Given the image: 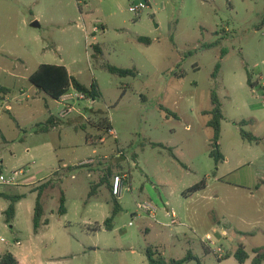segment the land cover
Segmentation results:
<instances>
[{
	"label": "rangeland",
	"instance_id": "rangeland-1",
	"mask_svg": "<svg viewBox=\"0 0 264 264\" xmlns=\"http://www.w3.org/2000/svg\"><path fill=\"white\" fill-rule=\"evenodd\" d=\"M40 64L95 81L99 98L70 89L72 98L52 99L28 80ZM0 85L11 90L9 111L0 99V168L23 172L0 185L23 195L10 223L0 196V256L28 237L55 264H148V247L165 264L189 252L183 264H240L239 245L251 264L264 248V0H0ZM212 91L223 114L217 142L204 114ZM104 118L108 133L96 126ZM117 175L120 198L110 190ZM202 179L205 189L186 196ZM41 185L48 224L36 235ZM144 202L153 215L137 209ZM222 228L226 239L213 234Z\"/></svg>",
	"mask_w": 264,
	"mask_h": 264
},
{
	"label": "trees",
	"instance_id": "trees-1",
	"mask_svg": "<svg viewBox=\"0 0 264 264\" xmlns=\"http://www.w3.org/2000/svg\"><path fill=\"white\" fill-rule=\"evenodd\" d=\"M138 41L143 43H149V39L139 37ZM95 50L100 51L97 46L94 47ZM110 73L123 76H134L136 71L134 69H121L110 65H104ZM219 65L216 67V71L218 70ZM215 76V75H214ZM29 82L39 91L44 92L47 96L51 97L54 100H60L64 95L69 93L70 89L77 91L78 93L82 94L84 98H90L92 100H96L99 98L100 93L98 90L97 83L94 81L89 87L82 84L78 81L74 76H72L68 69L63 65H54V64H40L38 68L29 76ZM248 83H250V79H248ZM0 91L3 93H7L10 90L1 87ZM211 101V109L206 111L204 114L210 115V119L207 122V125L213 130V139L215 142L218 141L220 135V128H221V121L223 119V114L221 111L220 101L215 91L211 92L210 95ZM55 123V117L51 116L47 120V122L39 128V131L45 130L48 131L49 127H53ZM97 127L105 130L107 133L111 130V126L107 119H100L99 122L96 124ZM241 135L243 138L248 140H255V138L244 131L241 130ZM87 139L92 142V137L87 135ZM97 139L102 141V137L98 136ZM154 146H157L154 144ZM210 157L213 158L215 164L217 165L220 161H222L223 155L220 153L218 149H214L210 152ZM109 173V170H107ZM44 185L39 186L36 191L37 199L34 207V215H33V228L36 232L39 226L42 224V216H43V208L41 204V195L42 189ZM206 183L205 179H202L199 183L190 187L186 193V196H189L192 193H196L205 189ZM110 190L112 192V184L110 186ZM0 196H4L6 199L10 201L7 209L4 211L5 215V222L10 223L15 214V203L23 198V195H14L9 196L7 194H0ZM64 196L61 195L60 198V207L58 212L60 214H65L66 208L64 206ZM119 210V205L115 201V205L113 208V215ZM111 221L112 217L107 218L104 222L107 229H111ZM43 224H48V220L43 221ZM96 230V229H95ZM208 252L207 249H205ZM252 252L254 253V257L251 261V264H262L264 263V248L257 247L253 248ZM234 258L240 263L243 264L246 259H248L249 255L246 252L243 245H239L233 253ZM228 256H226L227 258ZM146 259L148 264H165L161 255L152 250L151 247H148L146 250ZM194 257L189 252L183 259L172 261V264H183L186 261L193 260ZM0 264H18L17 259L15 256L10 253L6 252L0 256Z\"/></svg>",
	"mask_w": 264,
	"mask_h": 264
},
{
	"label": "built area",
	"instance_id": "built-area-1",
	"mask_svg": "<svg viewBox=\"0 0 264 264\" xmlns=\"http://www.w3.org/2000/svg\"><path fill=\"white\" fill-rule=\"evenodd\" d=\"M144 6H146L145 4H143L142 2L138 3L137 5L135 6H130L129 7V11L130 12H139ZM94 31H96V29H94ZM72 89V88H71ZM69 93H67L66 95H64L62 98L66 97V99L68 98H72L71 96L68 95ZM79 98H84L82 94L79 93ZM5 103V109L6 110H10L11 109V106L10 104L8 103V101H4ZM23 174V172L19 171V172H13L12 175H9V176H5L3 172H1L0 170V185H5V186H11V185H14L15 182H16V177L18 175H21ZM121 184H122V178L117 175L113 178L112 180V194L114 196H116L117 198H120V193H121ZM137 209L141 210L143 213H146V214H149V215H153V213L155 212V208L152 204L148 203V202H144V203H137L136 205ZM131 224V222H130ZM213 234H217V236L221 239V238H224L226 239L227 238V231L226 229L222 228L220 230V232H218L217 230H213ZM213 234H210V233H207L205 235V238H204V243L208 246L210 245H213L215 240L217 238H215L213 236ZM217 252H221V250L218 248L216 250Z\"/></svg>",
	"mask_w": 264,
	"mask_h": 264
},
{
	"label": "crops",
	"instance_id": "crops-1",
	"mask_svg": "<svg viewBox=\"0 0 264 264\" xmlns=\"http://www.w3.org/2000/svg\"><path fill=\"white\" fill-rule=\"evenodd\" d=\"M71 75L73 76V74H71ZM1 87H3V86H1ZM3 88L10 90V88H7V87H3ZM10 93H11V90L7 93H3L0 91V99H2V100L4 99L3 101L1 100V102L3 104H4V101H6L8 99ZM0 170H1V172H3L1 168H0ZM0 194H7V193L0 190ZM20 200L15 203V214H14V218L12 221H14V219L17 216V206H18ZM45 220H48V219H43V218L41 219L42 224L39 226V228L37 229L36 232L34 231V228H33L34 234L38 235V232L43 227L47 226V224H43V221H45ZM16 244L18 247L16 246L15 251L12 254L17 259L18 264H55L56 263L53 260L54 257L52 255L45 254L43 251H41L39 248H37L36 245H34V242L32 241V239L30 237H28L27 244L25 247H23V245L21 244L20 241H18Z\"/></svg>",
	"mask_w": 264,
	"mask_h": 264
},
{
	"label": "water",
	"instance_id": "water-1",
	"mask_svg": "<svg viewBox=\"0 0 264 264\" xmlns=\"http://www.w3.org/2000/svg\"><path fill=\"white\" fill-rule=\"evenodd\" d=\"M31 26L36 27V26H38V23H37V22H33V23L31 24Z\"/></svg>",
	"mask_w": 264,
	"mask_h": 264
}]
</instances>
